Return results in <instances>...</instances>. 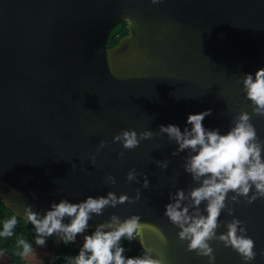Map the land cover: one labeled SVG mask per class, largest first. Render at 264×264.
<instances>
[{
	"label": "water",
	"instance_id": "obj_1",
	"mask_svg": "<svg viewBox=\"0 0 264 264\" xmlns=\"http://www.w3.org/2000/svg\"><path fill=\"white\" fill-rule=\"evenodd\" d=\"M122 20L129 32L110 47ZM261 67L264 0H0V199L23 216L25 204L43 213L61 198L80 202L108 191L134 197L139 189L138 201L106 208L89 228L113 213L136 214L167 241L143 229L151 255L162 254L166 264H208L186 250L180 229L164 215L170 192L197 186L184 171L188 152L173 156L178 145L167 134L132 150L112 137L168 124L183 131L191 128L189 114L206 109L212 113L204 127L225 134L235 114L251 113L241 80ZM251 122L264 141V117L253 114ZM101 140L107 144L97 153ZM156 160H168L167 169ZM133 168L137 181L130 182ZM107 174L115 185L104 182ZM240 200L232 216L224 210L219 220L243 221L257 252L250 264H264V198ZM226 231L222 225L217 234ZM210 245L214 264H245L223 242Z\"/></svg>",
	"mask_w": 264,
	"mask_h": 264
},
{
	"label": "clouds",
	"instance_id": "obj_2",
	"mask_svg": "<svg viewBox=\"0 0 264 264\" xmlns=\"http://www.w3.org/2000/svg\"><path fill=\"white\" fill-rule=\"evenodd\" d=\"M159 2L160 0H151L152 4ZM241 82L242 90L251 101V113L240 111L235 114L233 126L225 134H221L218 128L204 127L202 121L212 113V109H206L189 114L187 124L191 128L185 127L183 131L175 124H168L160 125L156 133L151 130L137 133L135 129H122L112 137L113 143L120 142L123 149L132 150L142 140L167 134L169 141L178 145L172 152L173 156L188 152L184 157V171L191 174L197 186L170 192V202L165 206L164 215L180 229L178 238L187 241L186 250L194 251L199 257H207L208 264L215 262L210 241H221L225 247H231L245 264H250L257 256L255 241L247 235V227L243 221L234 216L229 221L219 220L224 210L227 215H233L232 205L239 204L241 197L248 204L264 198V141L259 139L251 122L253 114L264 117V67L257 69L254 76L251 73L244 74ZM106 144L107 141L101 140L97 153ZM119 156L123 158L125 152L121 151ZM89 160L94 165L96 153L91 154ZM155 162L161 169H167L169 165L168 160ZM71 166L74 168L75 164L72 163ZM137 176L138 173L133 168L127 172L126 179L130 182L137 181ZM104 182L111 185L117 183L111 174L104 177ZM148 186L149 180L144 175L142 187ZM229 193L232 195L229 196ZM140 195V190L137 189L134 197L127 194L117 196L115 192L108 191L107 195H89L80 202L61 198L58 203L52 202L50 208L43 213L34 211L31 204H25L24 215L21 217L32 226V239L23 236L16 238L17 255L25 262L29 258L43 262L37 248H45L49 238L55 237L57 243L68 245L82 237V244L76 255H65L62 258L50 256L48 264H56L59 259H63L64 264H166V257L162 254L160 258L151 255L153 249L144 245L141 234L143 229L150 228L167 243L163 233L154 225L141 223L139 215L133 214L121 219L113 213L108 220L98 223L88 233L89 221L94 216H101L109 207L115 208L126 202L133 204L140 199ZM202 203H205L203 210L200 207ZM18 224V214L3 219L0 222V241L15 237ZM222 225L226 226L227 231L218 235L217 229ZM122 239L138 240L142 255L125 256L126 249L121 244Z\"/></svg>",
	"mask_w": 264,
	"mask_h": 264
},
{
	"label": "trees",
	"instance_id": "obj_3",
	"mask_svg": "<svg viewBox=\"0 0 264 264\" xmlns=\"http://www.w3.org/2000/svg\"><path fill=\"white\" fill-rule=\"evenodd\" d=\"M129 27L128 21L122 20L111 32L110 40L108 46H114L119 43L121 38L128 34ZM18 213L14 212L10 207H8L1 199H0V222L5 218H9L12 215H17ZM19 224L16 230V236L7 241H0V253H3L0 256V264H48L50 256H59L63 257L65 255H76L78 253L79 247L82 244V237H78L77 241L74 244L65 245L62 242L57 243L55 237H51L47 241V246L45 248H37V252L44 260L43 262L38 261L33 258H29L27 262L23 261L17 255L16 248V238L18 237H27L29 240L32 239L31 229L32 226L27 224L21 215L18 214ZM95 228H89L88 233L90 234ZM122 246L126 249L125 256L134 257L142 255L141 244L138 240L133 239L132 241H128L127 239H122ZM46 253L50 255H46ZM56 264H64L63 259H59L56 261Z\"/></svg>",
	"mask_w": 264,
	"mask_h": 264
}]
</instances>
